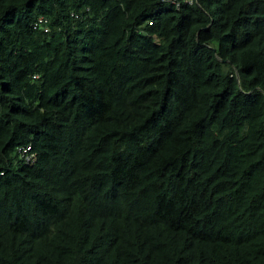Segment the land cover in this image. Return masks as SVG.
Instances as JSON below:
<instances>
[{"label": "trees", "instance_id": "1", "mask_svg": "<svg viewBox=\"0 0 264 264\" xmlns=\"http://www.w3.org/2000/svg\"><path fill=\"white\" fill-rule=\"evenodd\" d=\"M0 264H264V0H0Z\"/></svg>", "mask_w": 264, "mask_h": 264}, {"label": "clouds", "instance_id": "2", "mask_svg": "<svg viewBox=\"0 0 264 264\" xmlns=\"http://www.w3.org/2000/svg\"><path fill=\"white\" fill-rule=\"evenodd\" d=\"M40 18H44L45 21L43 23L37 25V23L39 22ZM33 27L34 28L43 29L46 32H48L50 30V25H49V23L47 21V18L43 17V16H41V17H39L37 19V21H36V23H35V25ZM30 148H31L30 146H27L25 148H21L20 152H21L22 156L26 155V153L29 151Z\"/></svg>", "mask_w": 264, "mask_h": 264}, {"label": "built area", "instance_id": "3", "mask_svg": "<svg viewBox=\"0 0 264 264\" xmlns=\"http://www.w3.org/2000/svg\"><path fill=\"white\" fill-rule=\"evenodd\" d=\"M44 21H45L44 18H40V20H39V22L37 23V25L43 23Z\"/></svg>", "mask_w": 264, "mask_h": 264}]
</instances>
